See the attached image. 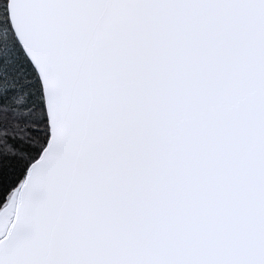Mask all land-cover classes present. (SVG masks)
<instances>
[{"label":"snow or ice","instance_id":"obj_1","mask_svg":"<svg viewBox=\"0 0 264 264\" xmlns=\"http://www.w3.org/2000/svg\"><path fill=\"white\" fill-rule=\"evenodd\" d=\"M0 264H264V0H0Z\"/></svg>","mask_w":264,"mask_h":264}]
</instances>
